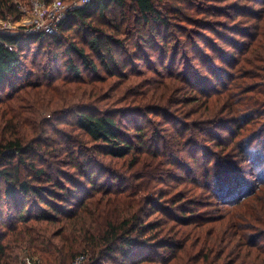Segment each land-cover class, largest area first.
Returning <instances> with one entry per match:
<instances>
[{"label": "trees", "instance_id": "1", "mask_svg": "<svg viewBox=\"0 0 264 264\" xmlns=\"http://www.w3.org/2000/svg\"><path fill=\"white\" fill-rule=\"evenodd\" d=\"M184 1L90 0L69 10L55 34L0 33V205L10 211L0 229V264H26L25 258L34 264H264V152L252 148L260 140L246 129L258 114L236 119L233 107L225 110L230 116L221 125L230 133L227 125L237 126L227 152L214 155L212 168L202 164V173L190 174V188L160 186L169 176L165 157L189 153L197 162L204 155L197 129L203 135V126H219L213 108L222 103L216 96L223 88H213L211 78L167 72L168 52L189 45L211 59L193 41L195 35L211 42L197 25L223 37L212 20L190 22ZM21 3L0 0V18L20 21ZM254 11L243 9L257 23L246 22L240 40H223L233 50L205 61L222 87L229 81L241 92L239 108L264 106V9ZM177 22L186 28L178 30ZM174 29L185 36L175 38ZM153 57L167 72L163 78L155 75ZM136 61L146 69L131 70ZM186 84L201 95H185ZM120 99L128 105L112 109ZM177 103L196 109L175 114ZM151 115L158 127L147 129ZM192 128L196 133L186 134ZM186 142L197 146L186 151ZM167 144L173 145L168 151ZM229 148L236 154L229 156ZM240 158L247 172L235 162ZM127 161V168L120 164ZM210 176L204 198L200 179ZM217 203V212L207 208Z\"/></svg>", "mask_w": 264, "mask_h": 264}, {"label": "rangeland", "instance_id": "2", "mask_svg": "<svg viewBox=\"0 0 264 264\" xmlns=\"http://www.w3.org/2000/svg\"><path fill=\"white\" fill-rule=\"evenodd\" d=\"M191 1H193V0H191ZM25 2H29V0H25ZM193 3H195V5H197L199 8L198 7L194 8V7L189 6L190 3L187 0L183 2L185 7H189V9L187 10V13L189 14V16L191 18V19H189L190 22H192L193 20L198 21L201 19H205V20H209V21L212 20V21L216 22L213 25V28L215 30H217V32H219V34L221 36H223L224 38L220 37L219 35L211 32L209 30L207 31L205 29H201V27L199 25L194 23L195 25H197V27L194 30H196V29L200 30L199 32L201 34H203V37L211 38V42H209V44H204V43H201V41H199L200 37L193 35V41L198 39V42L195 44H197L199 46V49H201L203 52H206V54H204V55H208L211 59H206L204 56L199 57L197 52H200V51H195V50L192 51L193 49H192L191 45H189L188 50H186V51L181 49V51H183V52H180V53L168 52V55L172 56V63H171V66H169L167 68V72L170 70H173L175 73H177V72L184 73L185 71H189L191 74L195 73V77L211 78L209 80V82H210V85L213 86V88H217L218 90L223 88V90L221 92L218 91V95L216 96V99L220 100V103L221 102L222 103L219 104L218 106H216L215 108H213L215 111L214 120L216 121V124H219V126L215 127L216 126L215 124L209 125V127L203 126L202 127L203 135L201 134L199 129H197L199 132L196 133L194 128L189 130L188 131L189 133H186V134H190L191 132H194L201 137L200 142H202V144H201L202 148L206 149L204 152V155H202V153H200L197 157V162H194L191 159V155L189 153H181V154L178 153L175 156L170 154L169 156L165 157L163 164H164V167L166 168L167 172L169 173V176L166 177V179H165V182L167 183V185H165V184L160 185L162 190H171V189L181 190L182 188H185V187L190 188L192 186L191 185L192 184L191 175H194L195 173H202L203 172V170H202L203 165L205 167L212 168V164L214 163V159H213L214 155L218 154L220 152H222V153L227 152L224 149V147H226L227 146L226 144H228V142H230V140H232V134H234L235 131L237 130V126L233 125V124L227 125V128L232 129V133H230L229 131L225 130L223 125H221V124H222L223 120H225L228 116H230L225 110H229L231 107H233V110L237 111L236 115L232 114L231 118L238 119L240 116L249 115V114H258L257 116H253V118L250 119L249 123L246 124V129H249V133L251 130H254L253 134H256V136H258V138L260 140L258 142H255L252 145V148L257 146L256 147L257 151H260V152L263 151L264 152V149H263L264 147H261V143L264 142V132L262 129L263 124H264V114H263L264 106L261 105L263 107H258L257 104L254 103L250 107L239 108V106H237V104H238L237 102L243 96L241 94V92H238V89H236L235 86L229 81L224 82V84H226V85L224 87H222V85H221V83H219L218 79L214 78L215 75H213L212 73L209 72V68H208L207 64L205 63V61L207 60V61H209V63L212 64L214 61L213 57L216 56V53H218V55L221 54V50L222 51L233 50L223 40H227V37H230V38L235 39V40H240L243 35H238V32L243 31L246 28L247 23L248 24L257 23L255 17H252L253 15H243L244 13H242V12H243L244 7L253 8L255 10L254 12H256V14L258 15V13H260L264 9V2H263V0H196V1H193ZM199 3H200V5H199ZM202 4H204V5L202 8H200V6H202ZM247 16H249V17H247ZM174 22H176V21H174ZM175 24H177L176 26H178L177 29L180 30L179 27L180 28H186L187 23L185 24L183 22H177ZM194 24L191 26H195ZM194 32H193V34H194ZM172 34L175 36V38H177L176 37L177 35L179 37L185 36L183 33L177 32L176 29L172 30ZM41 57H42V55H41ZM41 57H35V59L37 60L36 62L38 64H41V63L45 64L47 59H45V61H44ZM31 60H33V54L32 53L30 54V58L27 60V63L30 64ZM61 62H63L62 59L59 61V64H61ZM136 62L137 63H135V65L132 67L131 70H133L134 68H139L142 70L146 69V66H144V63H140L139 61H136ZM150 62L152 63L151 64L152 67L157 69V73H155V75H160L163 78L162 74H165V73L167 74V72H165V70H162V68H160L158 70V68L160 66L157 65V63L155 62V57L151 58ZM220 62L221 61H218V63L221 64V69H222V70H220V72L225 71V69H224L225 65H223ZM231 71L232 70H230V72ZM243 71L244 72L247 71V66L245 68H243ZM175 73H173V74H175ZM167 80H170V77H168L166 79V81ZM240 82H243V79H238L235 81L236 87ZM115 85L116 86L119 85L117 83V81H116ZM75 86L76 85H73V86L69 85L68 87L69 88H72V87L75 88ZM80 87H81V89L78 90V93L80 95H82L84 88L82 86H80ZM117 89L123 90L122 88H119V87H117ZM184 90L186 91L185 95H187L188 97H191V98H194L195 94L201 95L200 92H197V90L194 89L193 86L189 85V84H186V86H184ZM104 92L106 94H109V93L112 94L113 93L112 91H108V90H105ZM117 96L118 95L113 97L111 100L116 99ZM181 97H182V95L179 94L178 98H181ZM246 101L247 100H244L243 103H245ZM72 104L78 105V104H83V103H80L78 101V99H73ZM126 105H128V102L127 101L122 102V100H121L120 103L115 102L112 109L125 107ZM177 106H179V107L174 112L175 114H179V110H181V109L184 110V112H186V110H189L190 108H192L191 112H192V110L196 109V106L195 107H192V105L187 106L186 103L185 104L177 103ZM205 107H206V105H204L203 108H205ZM246 108H249V109H246ZM173 111H174V109H173ZM182 118H183V116H182ZM195 118H197V117H194V118L191 117L188 121L191 122L190 120L195 119ZM203 118L204 117H202V119ZM236 119H234V120H236ZM150 120L152 123H149L148 119L146 120L147 121V123H146L147 129H149L151 127L152 128L158 127L157 122L156 121L153 122V120H156V117L154 115H151ZM220 120H222V121H220ZM230 120H232V119H230ZM237 122L239 123V120ZM166 128L167 127H165V129ZM242 132H244V131L242 130ZM212 133L219 135V137L218 136L213 137ZM148 134L150 136L151 132ZM165 135L167 136V132H165ZM136 143H137V140H136ZM169 144H167V146ZM172 144L170 146H168L166 151H168L170 147H173ZM195 144L196 143H193V142H186L184 145V150L191 151L193 147L197 146ZM149 145H150V142H149ZM142 147L144 149L146 146L143 145ZM175 149L177 151H179V149H177V148H175ZM197 150H199V149H197ZM141 151H142V149H141ZM228 151H229V154H228L229 156H231L232 154H236V152H232L231 148H229ZM207 157H208V159H207ZM180 158L182 161H174V160H180ZM209 158L213 159L211 161L210 165H208V162H207V160H209ZM242 160H243L242 158L236 159L235 162H241L239 165L240 168L243 169L245 172H247L248 170H250V168L247 164H243ZM111 161L112 160L109 157L105 159V163L107 165H111ZM128 162L129 161H127L126 163L121 162L120 164L125 165V168H127ZM113 166H115L114 169L117 171V164L114 163ZM63 168H64V170H70L71 172H73V170L68 166H65ZM242 176H244V174H242ZM204 178H206V177H202L200 179L201 183L204 186V189L200 190L199 193L203 194V197L205 198L209 194V191L205 188L208 187V185L210 184V182L212 181V179L214 177L210 176V178H208L207 181H205ZM249 179L251 180L250 177H249ZM175 191L176 190H173V192H175ZM205 200L212 201L211 199H205ZM212 202H216V201L213 200ZM207 208H209V209L213 208V210L215 212H217L219 210V208H222V205H220L218 203L216 205L211 204L210 206H207ZM205 210H207V209H205ZM9 212L10 211L8 210V206L6 204H4L2 206L0 205V229H2L3 225L8 220L7 216H8ZM154 216H156V215H154ZM3 221H5V222H3Z\"/></svg>", "mask_w": 264, "mask_h": 264}, {"label": "built area", "instance_id": "3", "mask_svg": "<svg viewBox=\"0 0 264 264\" xmlns=\"http://www.w3.org/2000/svg\"><path fill=\"white\" fill-rule=\"evenodd\" d=\"M90 0H29L21 3L23 17L20 21L0 18V33H18L24 28L26 33L45 32L55 34L58 26L67 12L71 9L88 3ZM12 49V47H9ZM26 264H34L29 258H25Z\"/></svg>", "mask_w": 264, "mask_h": 264}]
</instances>
